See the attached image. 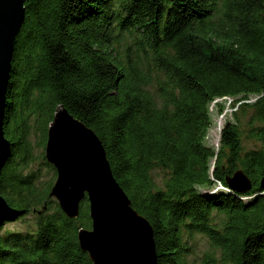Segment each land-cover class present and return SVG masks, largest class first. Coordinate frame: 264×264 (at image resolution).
<instances>
[{
    "label": "trees",
    "instance_id": "16d2710c",
    "mask_svg": "<svg viewBox=\"0 0 264 264\" xmlns=\"http://www.w3.org/2000/svg\"><path fill=\"white\" fill-rule=\"evenodd\" d=\"M25 6L4 124L12 155L0 193L20 211L15 219L34 220L0 232V264H92L78 238L92 227L87 197L79 216L68 217L50 195L57 170L46 151L41 165L51 177L42 181L33 166L60 106L102 139L115 178L153 226L157 264H196L189 255L197 235L212 248L199 264H264V0ZM224 97L233 110L216 148L207 143L211 107ZM237 170L251 179L250 191L229 186Z\"/></svg>",
    "mask_w": 264,
    "mask_h": 264
},
{
    "label": "water",
    "instance_id": "95a60500",
    "mask_svg": "<svg viewBox=\"0 0 264 264\" xmlns=\"http://www.w3.org/2000/svg\"><path fill=\"white\" fill-rule=\"evenodd\" d=\"M26 1L0 0V182L12 155L4 124L13 55L25 21ZM46 158L57 170L50 195L63 212L77 218L81 202L86 197L89 201L92 227L80 229L78 238L92 264H157L153 226L132 206L115 178L102 139L64 106L57 109L49 127ZM227 182L240 192H248L253 186L242 170ZM261 186L264 188V176ZM19 214L0 193V226Z\"/></svg>",
    "mask_w": 264,
    "mask_h": 264
},
{
    "label": "rangeland",
    "instance_id": "374dc122",
    "mask_svg": "<svg viewBox=\"0 0 264 264\" xmlns=\"http://www.w3.org/2000/svg\"><path fill=\"white\" fill-rule=\"evenodd\" d=\"M255 97H252V100H254ZM225 101V105L228 104L226 102V99H223ZM221 101V102H223ZM224 103V102H223ZM215 108V107H214ZM231 107L229 104L227 105V109H230ZM213 122L212 126L208 132L207 136V143L210 145L215 146L216 148L219 147L220 145V134H221V126L225 124V120L227 119L226 116L220 117L218 113L216 112L217 109H213ZM228 118H231V115H228ZM34 144L37 142V138H33ZM260 144L252 142V141H246L245 142V147L246 148H252L254 146H259ZM46 149L45 148H40L36 147L33 150V156H35L36 161L34 162L33 166L36 168L41 169V176H42V181L47 180L51 177L52 171L49 170L46 166L41 165V156L45 154ZM153 175L156 178L158 183L162 182L164 172L161 169H156L153 171ZM33 216L31 214H28L24 219L18 218V219H13V220H6L1 226H0V232L4 233L7 230H25L26 226L28 223H33ZM190 244L192 245V252L189 255V260L191 262H195L196 264L201 263V259L203 255L211 250V246L207 240L206 237L197 235L195 239H193Z\"/></svg>",
    "mask_w": 264,
    "mask_h": 264
},
{
    "label": "bare ground",
    "instance_id": "6f19581e",
    "mask_svg": "<svg viewBox=\"0 0 264 264\" xmlns=\"http://www.w3.org/2000/svg\"><path fill=\"white\" fill-rule=\"evenodd\" d=\"M223 99H226V102L228 103H232L233 102V99L231 97H224ZM223 99H216L213 104H212V109H214L215 107V104L219 101H223ZM220 117H224L225 116V110L219 115ZM223 126H221V129H222Z\"/></svg>",
    "mask_w": 264,
    "mask_h": 264
},
{
    "label": "built area",
    "instance_id": "2783aa9c",
    "mask_svg": "<svg viewBox=\"0 0 264 264\" xmlns=\"http://www.w3.org/2000/svg\"><path fill=\"white\" fill-rule=\"evenodd\" d=\"M229 104V106L231 107L230 109H227V105ZM226 105V108H225V116L227 117L229 114H231L232 110H233V107H232V103H228Z\"/></svg>",
    "mask_w": 264,
    "mask_h": 264
}]
</instances>
